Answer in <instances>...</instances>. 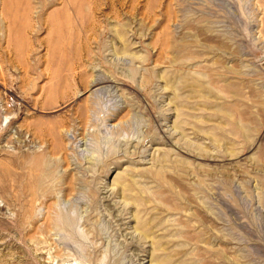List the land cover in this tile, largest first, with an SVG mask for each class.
I'll list each match as a JSON object with an SVG mask.
<instances>
[{
  "label": "rangeland",
  "instance_id": "374dc122",
  "mask_svg": "<svg viewBox=\"0 0 264 264\" xmlns=\"http://www.w3.org/2000/svg\"><path fill=\"white\" fill-rule=\"evenodd\" d=\"M0 264H264V0H0Z\"/></svg>",
  "mask_w": 264,
  "mask_h": 264
},
{
  "label": "bare ground",
  "instance_id": "6f19581e",
  "mask_svg": "<svg viewBox=\"0 0 264 264\" xmlns=\"http://www.w3.org/2000/svg\"><path fill=\"white\" fill-rule=\"evenodd\" d=\"M111 3H113V2H111ZM114 5V4H113ZM92 11H94L95 13L96 12H100L102 9H100V6L99 5H97V3L96 2H94L93 3V6H92ZM103 10H105V9H103ZM102 10V11H103ZM106 11V10H105ZM117 12V9L115 8V6H112L111 7V13L110 14H113V15H115V13ZM102 13V12H101ZM80 71V70H79ZM77 77V76H76ZM73 79V78H72ZM82 80H84V79H82ZM92 84L93 85H99V84H103V81H101V80H99V79H94L93 81H92ZM88 110V109H87ZM87 114H88V112H87ZM120 114H121V112H120ZM75 116H78V118H84V119H86L87 120V117H86V110H77L76 111V113H75ZM118 116H119V114L116 116V118H118ZM87 122V121H86ZM86 126V125H85ZM57 132V131H56ZM59 132V131H58ZM40 133V132H39ZM49 133V132H48ZM41 134V133H40ZM54 134H55V132H54ZM48 136H52V134H47ZM41 136H43V134L41 135ZM44 137H45V135H44ZM47 137V136H46ZM54 137V136H53ZM49 139V138H48ZM54 141H56V140H54ZM53 141V142H54ZM49 142V141H48ZM52 142V144H54ZM54 148V147H53ZM54 150V149H53ZM172 181H175L174 179L172 180ZM184 195V194H183Z\"/></svg>",
  "mask_w": 264,
  "mask_h": 264
}]
</instances>
